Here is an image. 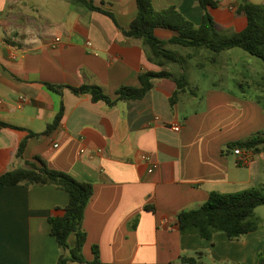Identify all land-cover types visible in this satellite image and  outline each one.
Instances as JSON below:
<instances>
[{
    "label": "crops",
    "instance_id": "crops-1",
    "mask_svg": "<svg viewBox=\"0 0 264 264\" xmlns=\"http://www.w3.org/2000/svg\"><path fill=\"white\" fill-rule=\"evenodd\" d=\"M87 1L112 12L125 29L137 16L136 0ZM152 1L158 10L175 6L195 25L203 20L199 0ZM215 1L209 11L217 29L230 35L247 27V17L236 12L241 0ZM156 33L165 40L173 35ZM237 49L222 63L213 57L221 65L215 71L197 66L213 75L212 83L180 91L173 106L178 87L170 78L156 79L142 99L110 106L46 84L98 85L115 99L121 87H138L142 72L162 69L147 58L143 40L73 0H0V122L10 125H0V176L40 157L49 168L91 183L82 226L88 261L97 246L102 264H186L183 256L199 257L196 264H258L264 217L257 213L261 227L237 241L223 233L211 240L182 235L176 226L179 212L200 207L212 192L264 190V152L241 148L248 162L240 164L229 148L264 132V74ZM168 70L176 77L185 72L191 84L182 67ZM62 104L60 124L44 134ZM30 132L40 135L29 138ZM144 154L157 164L152 173ZM68 202L52 185L0 186V264H57L61 250L49 219L62 215Z\"/></svg>",
    "mask_w": 264,
    "mask_h": 264
},
{
    "label": "trees",
    "instance_id": "trees-1",
    "mask_svg": "<svg viewBox=\"0 0 264 264\" xmlns=\"http://www.w3.org/2000/svg\"><path fill=\"white\" fill-rule=\"evenodd\" d=\"M76 3L85 4L92 11H99L108 15L129 38L143 40L147 58L150 62L160 66L159 72L144 71L139 75L138 87L123 86L117 92V97H110L102 87L98 85H82L80 87L59 86L47 83L49 90L61 93L63 88H69L76 95L89 94L93 102L103 101L110 106L121 100H139L144 98L153 88L156 79L170 78L177 83L178 90L171 98L173 106L176 103L180 91L190 89L189 80L183 72L176 77L168 66L178 64L185 71L183 63L185 57L167 48L168 45H179L194 50L208 49L220 53L239 48L245 52L260 58L264 62V5L254 4L248 0H241L237 7V14L244 15L248 19L247 27L238 33L224 34L216 26L215 20L209 11V7L215 8V0H199L204 9L203 20L199 25L189 21L175 6H168L158 10L152 0H136L137 16L130 27H121L112 12L95 7L91 1L73 0ZM164 29L173 33L168 40L161 39L156 31ZM64 113V106L53 123L48 125L44 134L54 131L60 124ZM1 126L10 127L0 122ZM40 134L30 132V137ZM27 139L22 141L17 157H21L25 150ZM242 148L255 153L264 152V132H259L250 138L231 143L229 148ZM36 162L27 163V167L17 168L0 176V186L24 185L47 186L52 185L65 191L69 196L68 204L63 208V214L49 219L51 233L55 237L61 254L57 264H102L97 246L93 247L94 259L88 261L83 255L86 242V234L83 231V220L89 200L93 196V185L81 182L72 175L51 169L40 158ZM264 205V193L258 188H250L236 193L212 192L206 202L194 209H185L177 214L176 226L182 235L195 234L201 239L211 240L217 233H223L232 241H237L243 236L258 230L261 220L256 215V209ZM147 209H151L148 207ZM74 235V244L71 246L69 239ZM201 253L198 254L200 256ZM199 257H181L186 264H196ZM264 264V254H259V263Z\"/></svg>",
    "mask_w": 264,
    "mask_h": 264
},
{
    "label": "rangeland",
    "instance_id": "rangeland-1",
    "mask_svg": "<svg viewBox=\"0 0 264 264\" xmlns=\"http://www.w3.org/2000/svg\"><path fill=\"white\" fill-rule=\"evenodd\" d=\"M218 30L221 33H225V31H223L221 27H218ZM167 48L171 49L172 51L177 52L178 54L186 58L183 65L185 67V70L188 72V77L191 81L190 89H194V87L197 89V87H200L201 90H205L207 87H209V85L212 83L213 75L207 76L205 70H211V71L217 70L218 65L219 67L221 66L218 63L219 62L222 63L224 60H226L227 55H228L227 54L228 50L223 51L221 53H216L208 49L194 50L192 48H185L179 45H168ZM237 50L240 51L241 53H244L247 56L248 60H252L256 63L255 65L252 64L251 67L253 66L256 67L257 69L262 71V73L264 74V62L260 58L252 56L251 54L245 52L242 49L238 48ZM213 57L217 59L218 63L213 64L211 62ZM244 64L247 65V60L241 59V61L239 62V65H244ZM200 65H203V66L206 65L207 69L201 70V68H198ZM176 67H181V66L176 64ZM223 85L228 86L229 84L223 83ZM249 93H252V92H249ZM261 191L264 193V190H261ZM256 213L259 216L264 217V205L258 207L256 210Z\"/></svg>",
    "mask_w": 264,
    "mask_h": 264
},
{
    "label": "built area",
    "instance_id": "built-area-1",
    "mask_svg": "<svg viewBox=\"0 0 264 264\" xmlns=\"http://www.w3.org/2000/svg\"><path fill=\"white\" fill-rule=\"evenodd\" d=\"M56 42H60V38H57L56 39ZM89 45L91 43H88ZM173 129L175 131H179L180 130V126H175L173 127ZM84 150H82L83 152ZM234 154L238 156V162L240 164H245L248 162V155L246 153L243 152V150L241 148H235L234 149ZM143 159L150 164V168H149V173H152L156 167H157V164L153 161L151 155L149 154H144L143 155Z\"/></svg>",
    "mask_w": 264,
    "mask_h": 264
}]
</instances>
